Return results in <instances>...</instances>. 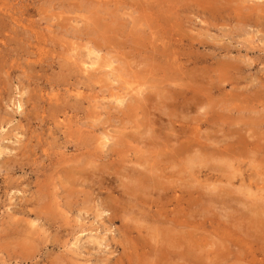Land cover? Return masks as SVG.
<instances>
[{"label":"rangeland","instance_id":"obj_1","mask_svg":"<svg viewBox=\"0 0 264 264\" xmlns=\"http://www.w3.org/2000/svg\"><path fill=\"white\" fill-rule=\"evenodd\" d=\"M169 1L0 0V264H148L161 255L168 260L165 264H264V0H173L172 5ZM199 91L207 102L184 112L190 96ZM143 98L150 100L146 103ZM210 108L234 111L231 117L226 114L198 127ZM183 123L187 128H181ZM225 123H234L239 129L235 137L245 138L236 149L239 152L232 150L227 159L186 162L197 149L179 154L174 150L177 142L185 144L187 136L204 143L211 136L208 143L214 140L224 146L231 137ZM176 131L182 137L176 138ZM133 170L141 177L132 175ZM145 175L155 177L156 190L146 185ZM130 180L136 181L129 183L131 187L126 184ZM134 185L141 188L132 191ZM141 192L147 199L141 197L142 201ZM213 193L223 202L228 200L226 208L230 209V202L232 209L237 208L225 210L224 204L221 208L223 202L217 203ZM146 194L161 199H148ZM206 195H212L220 209L213 205V210L212 199L204 200ZM136 206L141 207V216ZM165 236L174 240L171 248L165 246L170 252L162 248ZM164 257L151 264H162Z\"/></svg>","mask_w":264,"mask_h":264},{"label":"bare ground","instance_id":"obj_2","mask_svg":"<svg viewBox=\"0 0 264 264\" xmlns=\"http://www.w3.org/2000/svg\"><path fill=\"white\" fill-rule=\"evenodd\" d=\"M171 1H173V0H171ZM171 1H169L170 4H171ZM204 1H205V0H204ZM177 2H178V1H177ZM173 3H174V2H173ZM197 3H198V2H197ZM96 5H97V4H96ZM171 5H172V4H171ZM206 5H207V4H206ZM77 6H78V5H77ZM174 7H175V6H174ZM206 7H207V6H206ZM198 8H199V7H198ZM173 9H174V8H173ZM165 10H166V9H165ZM258 11H259V10H258ZM258 11H257V12H258ZM143 12H144V11H143ZM148 14H149V12H148ZM150 14H151V12H150ZM144 15H145V14H144ZM148 16H150V15H148ZM152 16H153V15H152ZM152 16H150V17H152ZM99 17H100V16H99ZM92 19H93V18H92ZM148 19H150V18H148ZM143 20H144V19H143ZM165 20H166V19H165ZM146 21H149V20H146ZM154 22H155V21H153V23H154ZM157 22H158V21L155 22L156 25H157ZM145 23H146V22H145ZM147 23H149V22H147ZM153 23H152L153 27L156 28V27L154 26ZM98 25H99V24H98ZM143 25H145V24H143ZM148 25H149V24H148ZM148 25H147V26H148ZM158 26H160V25H158ZM158 26H157V27H158ZM97 27H98V26H97ZM97 30H98V29H97ZM103 30H104V29H103ZM110 30H111V29H109V32H110ZM105 31H106V30H105ZM107 31H108V30H107ZM101 33H102V32H101ZM152 33H153V32H152ZM102 34H103V33H102ZM153 34H154V33H153ZM157 34H158V33H157ZM167 35H168V34H167ZM99 37H100V36H99ZM100 39H102V37H100ZM108 39H109V38H108ZM140 39H141V38H140ZM102 40H103V39H102ZM106 40H107V39H106ZM159 40H160V39H159ZM161 40H162V39H161ZM92 42H93V41H92ZM96 42H97V41H96ZM103 42H104V41H103ZM105 42H106V41H105ZM109 42H110V41H109ZM132 42H133V41H132ZM101 43H102V42H101ZM164 43H165V42H164ZM95 44H96V43H95ZM98 45H99V44H98ZM102 45L105 46L106 44H102ZM95 46H96V45H95ZM106 46H107V45H106ZM153 47H154V46H153ZM160 47H161V46H160ZM100 48H102V47H100ZM98 49H99V48H98ZM102 49H103V48H102ZM105 49H106V48H105ZM107 50H108V49H107ZM157 50H158V49H157ZM99 51H100V49H99ZM158 52H159V51H158ZM112 53H113V52H112ZM118 56H119V55H118ZM129 56H130V55H129ZM94 58H95V57H94ZM101 60H102V58H101ZM87 61H88V60H87ZM96 62H97V61H96ZM107 62H109V61H107ZM116 62H117V61H116ZM82 63H83V62H82ZM85 63H86V62H85ZM102 63H103V62H102ZM95 64H96V63H95ZM104 65H108V64L105 63ZM93 66H94V65H93ZM99 66H100V65H99ZM135 66H136V65H135ZM61 68H62V67H61ZM87 68H88V67H87ZM100 68H101V67H100ZM164 68H165V67H164ZM62 69H63V68H62ZM87 70H88V69H87ZM87 70H86V71H87ZM164 70L166 71V69H164ZM88 71H89V70H88ZM88 71H87V72H88ZM94 71H95V70H94ZM118 71H119V70H118ZM100 72H101V71H100ZM114 72H115V70H114ZM167 74H169V73H167ZM169 75H171V74H169ZM90 76L95 77L96 74H95V76H93V75H90ZM172 76H173V75H172ZM175 76H176V74H175ZM67 77H68V76H67ZM89 78L91 79V77H89ZM98 79H99V78H98ZM157 79H158V78H157ZM162 79H163V80L165 79V81H166V78L162 77ZM213 79H214V78H213ZM135 81H136V80H135ZM138 81H139V80H138ZM101 82H102V81H101ZM142 82H143V81H142ZM161 82H162V81H161ZM216 83H217V82H216ZM56 84H57V83H56ZM179 85H180V84H179ZM198 85H199V84H198ZM214 85H215V84H214ZM216 85H217V84H216ZM218 85H219V84H218ZM162 86H163V85H162ZM182 86H183V85H182ZM171 87H172V86H171ZM215 87H216V86H215ZM215 87H214V88H215ZM139 88H141V87H139ZM184 88H185V87H184ZM192 88H193V87H192ZM197 88H198V87H197ZM218 88H219V87H218ZM134 90H135V89H134ZM167 90H168V89H167ZM195 90H196V88H195ZM215 90H216V89H215ZM215 90H214V91L212 90V91L214 92V94H215ZM219 90H220V89H219ZM139 91H140V89L138 90V93H139ZM142 91H143V90H142ZM205 91H206V90H205ZM208 91H210V90H208ZM208 91H207V92H208ZM178 93H179V91H178ZM178 93H177V96L179 95ZM196 93H197V94H195L193 97L189 95V96H190V100H189V101L186 103V105L184 106V110H186V111H184V110L182 109L184 112H187V110L190 111V109H192V108L195 109V107L197 108V106H198L203 100L205 101V99H204V95H202L200 91H199V92H196ZM210 93H211V92H210ZM168 94H169V93H168ZM188 94H189V93H188L187 90H183V95H187V96H188ZM211 94H212V93H211ZM170 95H171V94H170ZM181 95H182V93H181ZM206 95H207V94H206ZM168 96H169V95H168ZM168 96H166V97H168ZM207 96H208V95H207ZM211 96H212V95H211ZM178 97H180V96H178ZM182 97H183V96H182ZM185 97H186V96H185ZM191 97H192V98H191ZM234 97H235V96H234ZM117 98H120V97H117ZM128 98H129V97H128ZM145 98H146V97H145ZM149 98H150V97H149ZM149 98H148L147 101L150 100ZM168 98H170L169 101L172 103L173 101H171V99H172L171 96L168 97ZM209 98H211L210 95H209ZM209 98H208V99H209ZM143 99H144V98H143ZM143 99H142V100H143ZM144 100L146 101V99H144ZM144 100H143V102H144ZM163 100H164V99H163ZM163 100H162V101H163ZM166 100H167V99H165V101H166ZM213 100H214V99H212V101H213ZM229 100H230V99H229ZM120 101H121V100H120ZM138 101H139V100H138ZM147 101H146V103H147ZM165 101H163V102L165 103V105H166V103L168 104L169 101H167V102H165ZM175 101H176V100H175ZM204 101H203V102H204ZM212 101H210V102H211L210 105H211L212 103L214 104V102H212ZM232 101H233V100H232ZM131 102H132V101H131ZM141 102H142V101H141ZM143 102H142V103H143ZM170 102H169V103H170ZM180 102H181V100H180ZM180 102H178V105H179ZM182 102H184V100H183ZM205 102H207V101H205ZM205 102H204V103H205ZM208 102H209V101H208ZM81 103H82V102H81ZM142 103H141V104H142ZM148 103H149V102H148ZM158 103H159V102H158ZM164 103H163V105H164ZM171 103H170V104H171ZM173 103H174V102H173ZM26 104H27V103H26ZM76 104H77V103H76ZM78 104H79V103H78ZM159 104H160V103H159ZM70 105H71V104H70ZM72 105H73V104H72ZM72 105H71V106H72ZM146 105H148V104H146ZM160 105H162V103H161ZM163 105H162V106H163ZM180 105H182V104H180ZM180 105H179V106H180ZM206 105H207V103H206ZM71 106H70V107H71ZM77 106H78V105H77ZM79 106H80V105H79ZM79 106H78V107H79ZM141 106H142V105H141ZM162 106H161V108H162ZM175 106H177V105L175 104ZM179 106H177V107H179ZM201 106H202V105H201ZM203 106H204V105H203ZM211 106H212V105H211ZM211 106H210V107H211ZM18 107H19V105H18ZM73 107H74V106H73ZM73 107H72V108H73ZM157 107H158V106H157ZM167 107L169 108L170 105L168 104ZM172 107H174V106L172 105ZM172 107H171V108H172ZM182 107H183V106H182ZM182 107L180 106L179 108H182ZM204 107H205V106H204ZM217 107H218V106H217ZM217 107H216V108H217ZM58 108H59V107H58ZM80 108H81V107H80ZM137 108H138V107H137ZM143 108H144V111H145V106H144ZM159 108H160V107H159ZM171 108H170V109H171ZM206 108L209 109V107H206ZM206 108H204V111H205ZM211 108H212V107H211ZM211 108H210V110H209L210 112L206 110L207 112L204 114V115L206 116L205 118H202L201 120L199 119L200 122L198 121V122H199L198 125H197L198 127L201 128V126H205V125H207V124L212 123V121L215 120L217 117H223V118H226V117H227V116H225L226 114H227L228 116L230 115V117H231V116H232L231 112H232V110L234 111V109L231 108V109H232V110H231V109L228 108L227 110L224 109L225 112L223 111L224 113H222V112H220L219 110H218L219 112H218L217 110H212V111H211ZM216 108H215V109H216ZM56 109H57V108H56ZM146 109H148V111H149V108H146ZM155 109H156V108H155ZM162 109H163V108H162ZM162 109H159V110L161 111ZM164 109L166 110V108H164ZM193 109H192V110H193ZM213 109H214V107H213ZM142 110H143V109H142ZM156 110H157V109H156ZM167 110H168V109H167ZM175 110H176V109H175ZM195 110H196V109H195ZM171 111H172V110H171ZM180 111H181V110H180ZM33 112H34V111H33ZM59 112H61V111H59ZM79 112H80V110H79ZM156 112H157V111H156ZM168 112H169V110H168ZM168 112H167V113H168ZM192 112H193V111H192ZM77 113H78V112H77ZM157 113H158V112H157ZM163 113H164V111H163ZM173 113H174V111H173ZM123 114H124V112H123ZM149 114H150V113H149ZM174 114L176 115V113H174ZM150 115H151V114H150ZM168 115H169V114H168ZM170 115H172V114H170ZM175 115H174V116H175ZM178 115H179V114H178ZM184 115H185V114H184ZM176 116H177V115H176ZM181 116H183V115L181 114ZM169 117H170V116H169ZM159 118H160V117H159ZM173 118H175V117H173ZM181 118H182V117H181ZM184 118H185V117H184ZM170 119H172V117H171ZM182 119H183V118H182ZM221 119H222V118H221ZM221 119H218V120H221ZM156 120H157V119H156ZM183 120H184V119H183ZM152 121H154V120H152ZM180 121H181V120H180ZM166 122H167V121H166ZM169 122H170V121H169ZM174 122L176 123L177 121L175 120ZM216 122H217V121H216ZM224 122H225V121H224ZM178 123H179V122H178ZM103 124H104V123H103ZM150 124H151V123H150ZM153 124H156V123L153 122ZM163 124H166V123H163ZM225 124L227 125V129H229V131H228V130H227V131L229 132V134L231 135V137H230V141L225 142V145H224V146L220 145V144H221L220 142H218V141H214V140H213V143H208V139H209L211 136H210V137L208 136V137H209L208 139H207V137H206L207 141H206V143H204V142H202L203 140L200 141V139L196 137V134H197V133H196L195 136H194V133L192 132V133H193V137H196V138H191L190 136L185 137V140H184V141H185V144H184V145H180V144L177 142L176 145H179V146H178L177 148H174V150L177 152V154H179V153H181V152H187V151L189 152V151H191V150H192V152H193V150L197 149V152L194 151V152H195L194 155L192 154V156L187 157V158H188L187 161H186V157H184L186 162H189V161H196V160H197L196 162H198V161H201V162H202V161H205V160H211V161H219V160H222L223 157L225 158V155H226V154H227V156H228L229 152H231L232 150H233L234 152H235V151L237 152L238 150H236V149H239V148H240L239 145H241V144L243 145V142H244V139H245V138L243 137V140L241 141V138H242L241 136H239V137H241V138H236V137H235L236 135H238V131H239V129L234 128V125H235L234 123H233L234 125H233L232 123H231V124H230V123H225ZM168 125H169V124H168ZM172 125H173V124H171V127H172ZM211 125H212V124H211ZM163 126H164V125H163ZM187 126H188V125L185 124V123L181 124V128L183 127V129L187 128ZM195 126H196V125H195ZM197 126H196V127H197ZM235 126H236V125H235ZM168 127H170V126H168ZM171 127H170V128H171ZM153 128H156V127L153 126ZM164 128H165V127H164ZM170 128H169V129H170ZM71 129H72V128H71ZM175 129H176V128H175ZM188 129H189V128H188ZM105 130H106V129H105ZM156 130H157V129H156ZM165 131H166V130H165ZM165 131H164V132H165ZM167 131H170V130H167ZM171 131H172V130H171ZM187 131H188V130H187ZM201 131H202V130H201ZM206 131H207V129H206ZM72 132H73V131H72ZM89 132H90V131H89ZM158 132H159V131H158ZM184 132H186V130L183 131V133H184ZM76 133H77V132H76ZM145 133H146V132H145ZM147 133H148V132H147ZM165 133H166V132H165ZM165 133H163V135H165ZM173 133H174V132H173ZM167 134H169V133H166V135H167ZM176 134H177V135H176V138H177V136L180 135V132H179V135H178V133H177V131H176ZM201 134H202V133H201ZM201 134H200V135H201ZM88 135H89V134H88ZM90 135H91V134H90ZM90 135H89V136H90ZM141 135H142V134H141ZM143 135H144V134H143ZM170 135H172V134H170ZM186 135H187V134H186ZM188 135H189V134H188ZM202 135H203V134H202ZM202 135H201V136H202ZM242 135H243V134H242ZM108 136H109V135H108ZM173 136H174V139H175V135H173ZM183 136H184V135H183ZM197 136H198V135H197ZM201 136H199V137H201ZM244 136H245V135H244ZM248 136H249V135H248ZM70 137H71V135H70ZM84 137H85V136H84ZM168 137L171 139L170 136H168ZM179 137H182V134H181ZM204 137H205V136H204ZM221 137H222V136H221ZM221 137H220V138H221ZM249 137H250V136H249ZM78 138H79V137H78ZM78 138H77V139H78ZM87 138H88V137H87ZM144 138H146V137H144ZM147 138H148L147 140H149V137H147ZM152 138H156V136L154 137V136L152 135ZM166 138H167V137H166ZM217 138H218V137H217ZM182 139H184V138H182ZM202 139H203V137H202ZM210 139H211V138H210ZM218 139H219V138H218ZM85 140H86V139H85ZM158 140H159V139H158ZM163 140H165V139H163ZM175 140H176V139H175ZM175 140H174V141H175ZM180 140H181V138H180ZM246 140L248 141L247 138H246ZM252 140H253V139H252ZM260 140H262V139H260ZM152 141H153V140H152ZM168 141H169V140H168ZM170 141H171V140H170ZM176 141H177V140H176ZM176 141H175V142H176ZM222 141H223L222 144H224V141H225V140H224L223 138H222ZM255 141H257V140H255ZM73 142H74V141H73ZM73 142H72V143H73ZM81 142H82V141H81ZM85 142H86V141H85ZM142 142H143V141H142ZM154 142H155V141H154ZM164 142H165V141H164ZM175 142H174V143L171 142V143H172L171 145L175 144ZM179 142H180V141H179ZM210 142H212V139L210 140ZM214 142H215V144H214ZM241 142H242V143H241ZM69 143H70V142H69ZM79 143H80V140H79ZM180 143H181V142H180ZM244 143H245V142H244ZM75 144H78V142L75 143ZM86 144H87V143H86ZM147 144H149V143H146L145 145H147ZM150 144H151V142H150ZM150 144H149V145H150ZM181 144H182V143H181ZM82 145H83V143H82ZM82 145H81V146H82ZM149 145H147V148H148ZM154 145H155V144H154ZM161 145L164 146L163 144H161ZM168 145H170V143H169ZM176 145H175V146H176ZM247 145H248V146H251L252 144H251V142L249 141V142H247ZM258 145H259V144H258ZM260 145H261V143H260ZM72 146H73V145H72ZM77 146H78V145H77ZM113 146H114V145H113ZM150 146H151V145H150ZM150 146H149V147H150ZM157 146H158V145H157ZM73 147H75V145H74ZM84 147H85V145H84ZM155 147H156V146H155ZM173 147H174V145H173ZM238 147H239V148H238ZM241 147H242V146H241ZM257 147H258V146H257ZM261 147H262V146H261ZM79 148H80V147H79ZM153 149H154V148H153ZM157 149H158V148H157ZM159 149H160V148H159ZM166 149H167V148H166ZM234 149H235V150H234ZM241 149H242V148H241ZM85 150H87V148H85ZM161 150H162V149H161ZM164 150H165V148H164ZM170 150H171V149H170ZM172 150H173V149H172ZM152 151H153V150H152ZM166 151H167V150H166ZM175 151H174V152H175ZM258 151H259V150H258ZM238 152H239V151H238ZM256 152H257V151H256ZM156 153H158V151H157V152L155 151V155H156ZM167 153L169 154L168 156H170V153H169V152H167ZM189 153H190V152H189ZM150 154H151V153H150ZM153 154H154V153H153ZM158 154H160V153H158ZM162 154H164V153H162ZM162 154H161V155H162ZM88 155H90V154H88ZM174 155H175V154H174ZM183 155H184V154H183ZM186 155H187V153H186ZM144 156H145V155H144ZM151 156H153V155H151ZM156 156H157V155H156ZM163 156H164V155H163ZM163 156H162V157H163ZM166 156H167V155H166ZM168 156H167V157H168ZM175 156H176V155H175ZM175 156H173V157H175ZM179 156H180V155H179ZM87 157H88V156H87ZM103 157H104V156H103ZM136 157H137V156H136ZM173 157H171V158H173ZM181 157H183V156H181ZM230 158H231V157H230ZM236 158H237V157H236ZM96 159H97V158H96ZM148 159H149V157H148ZM175 159H176V157H175ZM181 159H182V158H181ZM181 159L179 158V160H181ZM225 159H227V158H225ZM233 159H234V158H233ZM22 160H23V159H22ZM75 160H76V159H75ZM150 160H151V159H150ZM165 160H166V158H165ZM171 160H172V159H171ZM223 160H224V159H223ZM228 160H229V158H228ZM87 161H88V160H87ZM142 161H143V160H142ZM145 161H146V160H145ZM169 161H170V160H169ZM183 161H184V159H182L181 162L183 163ZM77 162H78V161L76 160V163H77ZM136 162L138 163V161H136ZM156 162H157V160H156ZM160 162H161V161H160ZM167 162H168V161H167ZM175 162H176V160H175ZM175 162H174V163H175ZM201 162H200V165H201ZM205 162H206V161H205ZM219 162H220V161H219ZM232 162H233V161H232ZM140 163H141V162H140ZM145 163H146V162H145ZM158 163H159V162H158ZM182 163H178V164L180 165V164H182ZM192 163H193V164H192L191 166H193L195 162H192ZM217 163H218V162H217ZM224 163H225V162H224ZM77 164H78V163H77ZM146 164H147V165L149 164V166H150V163H146ZM160 164H162V163H160ZM163 164H164V163H163ZM163 164H162V165H163ZM167 164H168V163H167ZM171 164H173V163H171ZM184 164H185V163H184ZM189 164H190V163H189ZM208 164H209V163H208ZM208 164H207V167L209 168ZM225 164H227V163H225ZM231 164H232V163H231ZM141 165H142V164H141ZM156 165H158V164H156ZM185 165H186V166H185L184 168H187V167L189 166L187 163H186ZM187 165H188V166H187ZM197 165L199 166V163H198ZM202 165L205 166V164H202ZM145 166H146V165H145ZM153 166H154V165H153ZM164 166H165V165H164ZM172 166H176V164H174V165H172ZM172 166H171V167H172ZM180 166H183V165H180ZM195 166H196V165H195ZM195 166H194V167H195ZM204 166H202V168H203ZM207 167H206V168H207ZM143 168H144V166H143ZM143 168H142V169H143ZM145 168H148V167H145ZM150 168H151V166H150ZM164 168H165V167H164ZM174 168H175V169H178L179 167L177 166V167H174ZM180 168H181V167H180ZM196 168H197V167H196ZM196 168H195V169H196ZM199 168H201V167H199ZM125 169H126V168H125ZM131 169H132V168H131ZM135 169H136V168H135ZM138 169H140V168H138ZM138 169H137V170H138ZM151 169H152V168H151ZM167 169H168V168H167ZM181 169H182V168H181ZM189 169H191L190 166H189ZM189 169H187V170H189ZM203 169H204V168H203ZM203 169H202V171H203ZM209 169H210V168H209ZM137 170H136V172L133 170L134 173H132V175L135 174V173L138 174V173H137ZM143 170H144V169H143ZM149 170H150V169H149ZM154 170H157V169H154ZM171 170H172V172L175 171V170H173V169H171ZM193 170H194V168H193ZM198 170H199V169H198ZM100 171H101V170H100ZM130 171H131V170H130ZM130 171H129V172H130ZM169 171H170V170H169ZM140 172H141V171H140ZM155 172H156V171H155ZM155 172H154V173H155ZM182 172H183V170H182ZM185 172H186V171H185ZM199 172H200V171H199ZM199 172H198V173H199ZM61 173H62V172H61ZM101 173H102V172H101ZM105 173H106V172H105ZM107 173H108V172H107ZM107 173H106V174H107ZM152 173H153V172H152ZM159 173H160V171H159ZM159 173H158V174H159ZM173 173H174V172H173ZM186 173H187V172H186ZM188 173L190 174L189 171H188ZM191 173H192V172H191ZM195 173H196V171H195ZM236 173H237V172H236ZM238 173H239V172H238ZM63 174H64V173H63ZM98 174H100V173H98ZM102 174H103V173H102ZM102 174H101V175H102ZM128 174H129V173H128ZM130 174H131V172H130ZM136 174H135L134 176H136ZM139 174H140V173H139ZM139 174H138L137 177H141V176H139ZM145 174L148 175V174L146 173V169H145ZM160 174H161V173H160ZM200 174H201V173H200ZM88 175H89V174H88ZM96 175H97V174H96ZM142 175H144V173H142ZM146 175H145V176H146ZM162 175H163V173H162ZM170 175H171V174H170ZM170 175H169V176H170ZM174 175H176V174L174 173ZM177 175L179 176V174H177ZM177 175H176V176H177ZM183 175H184V172H183ZM185 175H186V174H185ZM104 176H105V175H104ZM117 176H118V175H117ZM151 176H152V175H151ZM151 176H150V177H147V176H146V177H147V182H148L146 185L148 186V184H149L150 187H153V188L155 187L154 189L156 190V184H157V183L154 184V182H156V181H154V178H155V177L153 178V177H151ZM155 176H156V175H155ZM163 176H164V175H163ZM180 176H182V175H180ZM180 176H179V177H180ZM82 177H83V176H82ZM100 177H101V176H100ZM129 177H131V176H128V178H129ZM143 177H144V176H143ZM159 177H160V176H159ZM179 177H178V178H179ZM183 177H184V176H183ZM183 177H181V178L183 179ZM229 177H230V176H229ZM229 177H228V178H229ZM233 177H234V176H233ZM101 178L103 179V177H101ZM104 178H106V177H104ZM128 178H127V179H128ZM131 178H134V177H131ZM131 178H129V179H131ZM135 178H136V177H135ZM185 178H186V177H185ZM190 178H191V177H190ZM85 179H86V178H85ZM91 179H92V178H91ZM102 179H101V180H102ZM157 179H158V178H157ZM159 179H160V178H159ZM187 179H188V178H187ZM104 180H105V179H104ZM145 180H146V179H145ZM160 180H161V179H160ZM163 180H164V178H163ZM172 180H175V179H172ZM176 180H177V179H176ZM138 181H140V180H138ZM157 181H158V180H157ZM161 181H162V180H161ZM161 181H160V182H161ZM165 181H166V180H165ZM180 181H181V180H180ZM184 181H185V180H184ZM189 181H190V180H189ZM191 181H192V180H191ZM191 181H190V183H191ZM197 181H198V180H197ZM98 182H99V181H98ZM98 182H97V183H98ZM130 182H131V180H130L129 182H126V184L128 183L127 186H130V184H129ZM133 182L136 183V181H134V180H133ZM133 182H131V186H132V183H133ZM166 182H167V181H166ZM166 182H163V183L166 184ZM178 182H179V181H178ZM185 182H186V181H185ZM193 182H194V180H193ZM82 183H83V182H82ZM137 183H138V182H137ZM139 183H141V182H139ZM139 183H138V184H139ZM142 183H145V182L142 181ZM142 183H141L140 186H142ZM158 183H159V182H158ZM163 183H162V184H163ZM188 183H189V182L184 183V184L186 185V184H188ZM98 184H99V183H98ZM133 184H134V183H133ZM167 184H168V183H167ZM167 184H166V185H167ZM181 184H183V183H181ZM184 184H183V185H184ZM193 184H194V183H192V185H193ZM99 185H100V184H99ZM124 185H125V184H124ZM143 185H144V184H143ZM151 185H152V186H151ZM190 185H191V184H190ZM195 185H196V184H195ZM208 185H209V184H208ZM208 185L205 184L204 187H205V186H208ZM215 185H216V184H215ZM219 185H220V184H219ZM102 186H103V185H102ZM102 186H101V187H102ZM131 186H130V187H131ZM140 186H137V185H136V187H138L139 189L141 188ZM147 186H146V187L144 186L145 188L142 187V189H143V188H144V189H147ZM163 186H165V185L163 184ZM193 186H194V185H193ZM193 186H190V187H193ZM201 186H202V185H201ZM209 186H211V185H209ZM212 186L215 187V190L218 188V187H216V186H214V185H212ZM93 187H94V186H93ZM101 187H100V188H101ZM119 187H120V186H119ZM122 187L125 188L124 186H122ZM122 187H121V188H122ZM130 187H129V188H130ZM136 187H135V185H134V187L132 188L133 190H132V189H131V190L136 192V190H134V189H136ZM167 187H168V186H167ZM187 187H188V186H187ZM228 187H230V185H229ZM100 188H99V189H100ZM103 188H104V187H103ZM126 188L128 189V187H126ZM153 188H150V189H152V192H153ZM161 188H162V187H161ZM171 188H172V187H171ZM177 188H178V185H177ZM179 188H180V187H179ZM182 188H183V187H182ZM193 188H196V187H193ZM207 188H208V189H207ZM99 189H98V190H99ZM142 189H141V191H142ZM144 189H143V192H144ZM150 189H149V187H148L147 190H150ZM169 189H170V188H169ZM169 189H168V190H169ZM198 189H199V188H198ZM209 189L211 190V187H206L205 190H209ZM213 189H214V188H213ZM93 190H94V189H93ZM116 190H117V187H116ZM128 190H130V189H128ZM137 190H138V189H137ZM155 190H154L153 193H154V194L157 193V194L159 195V194H160V193H159L160 191H159V192H156ZM172 190H173V189H172ZM175 190H177V189H175ZM190 190H191V188H190ZM215 190H213V192H214ZM229 190H230V189H229ZM251 190H252V189H251ZM251 190H250L249 192L252 193ZM138 191H139V190H138ZM163 191H164V190H163ZM184 191H185V190H184ZM184 191H183V192H184ZM186 191H187V190H186ZM199 191H200V190H199ZM216 191H217V190H216ZM231 191H232V190H231ZM126 192H128V191H126ZM183 192H182V193H183ZM191 192H194V191H191ZM202 192H203V191H202ZM206 192H207V191H206ZM206 192H204V193H206ZM118 193H119V192H118ZM121 193H124V191H122ZM121 193H120V194H121ZM128 193H129V192H128ZM130 193H131V192H130ZM139 193H140V192H139ZM144 193H147V192L145 191ZM144 193L141 192V194H140L141 196L139 195V197H140V198H141V197H143V198L145 197L144 199H147V197L145 196ZM165 193H166V190H165L164 194H165ZM173 193H174V192H173ZM179 193H180V192H179ZM194 193H195V192H194ZM196 193L198 194V192H196ZM209 193H210V192H209ZM215 193H216V192H215ZM227 193H228V192H227ZM229 193H230V192H229ZM229 193H228V195H225V196H226V197H227V196L230 197V194H229ZM232 193H233V192H232ZM245 193H246V192H245ZM251 193H249V196H251V195L253 194V193H252V194H251ZM120 194H119V195H120ZM131 194H132V193H131ZM133 194H134V193H133ZM147 194H148V193H147ZM147 194H146V195H147ZM150 194H151V193H150ZM161 194H163V193H161ZM161 194H160L159 196H160V197H163L162 200H163L164 198H166V197H164L165 195H164V196H163V195L161 196ZM188 194H189V193H188ZM190 194H191V193H190ZM222 194H223V193H222ZM137 195H138V193H137ZM148 195H149V194H148ZM148 195H147V196H148ZM155 195H156V194H155ZM155 195H154V196H155ZM158 195H157V197H158ZM193 195H194V194H193ZM213 195H214V193H213ZM220 195H221V194H220ZM233 195H234V194H233ZM123 196H126V195H123ZM151 196H152V194H151ZM166 196H168V195H166ZM172 196H173V195H172ZM207 196H208V195L205 196V199H204V200H207L208 198L212 199V205H211L210 203H209V204L211 205V208H212V209H213V207H216L215 209H217V206H218L219 204H217V206H215V205H216V202L214 201L213 196H212V195H211V197H210V195H209L208 197H207ZM217 196H218V194H217ZM221 196L223 197V195H221ZM137 197H138V196H137ZM139 197H138V199H139ZM157 197L155 196L156 201H157L158 198L161 199L160 197H158V198H157ZM199 197H200V196H199ZM201 197H202V196H201ZM201 197H200V198H201ZM203 197H204V196H203ZM214 197H215V195H214ZM219 197H220V196H219ZM219 197H215V199L217 198V203L221 202L222 199H223V198H221V197L219 198ZM125 198H126V197H125ZM128 198H129V197H127V199H128ZM143 198H141L142 201L144 200ZM155 198H152V197L149 198V196H148V199H152V200H153V199H155ZM168 198H169V196H168ZM206 198H207V199H206ZM218 198H219L220 201H218ZM261 198H262V197H261ZM110 199H111V198H110ZM127 199H126V200H127ZM130 199H131V198H130ZM136 199H137V198H136ZM138 199H137V200H138ZM159 199H158V200H159ZM210 199H208V200L210 201ZM232 199L235 200L234 198H232ZM112 200H113V199H112ZM131 200H132V199H131ZM139 200H140V199H139ZM183 200H184V199H183ZM208 200H207L206 202H208ZM223 200H224V199H223ZM225 200H226V198H225ZM229 200H230V199H229ZM108 201H109V199H108ZM108 201H107V202H108ZM133 201H134V200H132V202H133ZM166 201H167V200H166ZM168 201H169V200H168ZM188 201H189V200H188ZM213 201H214L215 203H213ZM227 201H228V200H227ZM227 201H226V202H223V201H222L223 203H221L220 207L222 208V207H223L222 204H224V203L228 204L229 202H227ZM112 202H113V201H112ZM112 202H111V203H112ZM115 202H116V200H115ZM136 202H137V201H136ZM138 202L140 203V201H138ZM138 202H137V203H138ZM146 202L148 203V201H146ZM206 202H205V203H206ZM235 202H237V201H235ZM240 202H241V201H240ZM250 202H251V201H250ZM109 203H110V202H109ZM127 203H128V200H127ZM152 203H153V202H152ZM162 203H163V202H162ZM169 203H170V202H169ZM195 203H197V202H195ZM198 203H199V202H198ZM198 203H197V204H198ZM230 203H231V205L229 204L230 206H228V207H230V209H229V208H226L227 206L225 207L226 204H224V207H225V208H224V207H223V208H224L225 210H226V209L231 210V209H232L231 206H232L233 202H230ZM241 203H242V202H241ZM246 203H247V202H246ZM251 203H252V202H251ZM251 203H249V204L251 205ZM140 204H141V203H140ZM144 204H145V202H144ZM153 204H155V203H153ZM153 204H152V205H153ZM164 204H165V203H164ZM164 204H163V205H164ZM247 204H248V203H247ZM119 205H120V204H119ZM141 205H142V204H141ZM147 205L149 206V204H147ZM147 205H145V206L147 207ZM165 205H166V204H165ZM213 205H214V206H213ZM241 205H242V204H241ZM250 205H248V207H250ZM121 206H122V205H121ZM128 206H129V203H128ZM137 206H139V205H137ZM137 206H136V207H137ZM145 206H144V207H145ZM155 206H156V205H155ZM157 206H158V205H157ZM201 206H204V205H201ZM207 206H208V204H207ZM212 206H213V207H212ZM242 206H243V205H242ZM124 207H125V206H124ZM130 207H131V206H130ZM144 207H143V208H144ZM168 207H169V206H168ZM194 207H195V205H194ZM194 207H193V208H194ZM199 207H200V204L198 205V209H199ZM209 207H210V206H209ZM260 207H261V206H260ZM108 208H109V206H108ZM112 208H113V207H112ZM131 208H132V207H131ZM153 208H154V207H153ZM157 208H158V207H157ZM162 208H165V207L162 206ZM170 208H171V207H170ZM204 208H205V206L203 207V210H204ZM218 208H219V206H218ZM235 208H237V207L235 206L233 209H235ZM254 208H255V206H254ZM47 209H48V208H47ZM109 209H111V208H109ZM139 209H140V210H139ZM139 209H138V207H137V210H139V214H140V216H141V212H140V211H141V207H139ZM155 209H156V207H155ZM160 209H161V208H160ZM188 209H189V207H188ZM200 209H201V208H200ZM212 209H211V210H212ZM219 209H220V208H219ZM219 209H218V210H219ZM224 209H223V210L221 209V211H224ZM233 209H232V210H233ZM50 210H52V209H50ZM124 210H125V209H124ZM133 210H136V209H133ZM137 210H136V211H137ZM147 210H148V213H149V212H150V211H149V207L147 208ZM147 210H146V211H147ZM156 210H157V209H156ZM162 210H163V209H162ZM162 210H161V211H162ZM191 210H192V209H191ZM191 210H190V212H191ZM196 210H197V208H196ZM211 210H210V211H211ZM213 210H214V209H213ZM112 211H113V209H112ZM112 211H111V212H112ZM117 211H118V210H117ZM131 211H132V209H131ZM142 211H144V209H143ZM151 211H152V210H151ZM154 211H155V210H154ZM164 211H165V210H164ZM172 211H173V210H172ZM180 211H181V210H180ZM194 211H195V210H194ZM200 211H201V210H200ZM219 211H220V210H219ZM219 211H218V212H219ZM227 211H228V210H227ZM252 211H253V210H252ZM115 212H116V210H115ZM126 212H127V211H126ZM132 212H133V211H132ZM155 212L157 213V211H155ZM176 212H177V211H176ZM176 212H175V213H176ZM178 212H179V211H178ZM183 212H184V211H183ZM190 212H188V213H190ZM201 212H202V211H201ZM211 212H212V211H211ZM235 212H236V211H235ZM50 213H51V212H50ZM123 213H124V212H123ZM127 213H128V212H127ZM133 213H134V212H133ZM137 213H138V211H137ZM137 213H136V215H137ZM146 213H147V212H146ZM153 213H154V212H153ZM156 213H155V214H156ZM162 213H163V212H162ZM170 213H171V212H170ZM195 213H196V212H195ZM203 213H204V212H203ZM205 213H206V215H207V213L209 214V212H206V208H205ZM232 213H233V212H232ZM47 214H48V212H47ZM108 214H109V213H108ZM110 214H112V213H110ZM113 214H114V213H113ZM116 214H117V213H116ZM118 214H119V213H118ZM139 214H138V215H139ZM155 214H154V215H155ZM160 214H161V212H160ZM184 214H185V213H184ZM198 214H199V213H198ZM240 214H241V213H240ZM243 214H244V213H243ZM251 214H253V213L251 212ZM255 214H256V213H255ZM257 214H258V211H257ZM263 214H264V213H263ZM156 215H157V214H156ZM156 215H155V216H156ZM170 215H171V214H170ZM176 215H177V214H175V216H176ZM178 215H179V214H178ZM180 215H182V214H180ZM185 215H186V214H185ZM196 215H197V214H196ZM213 215H214V214H213ZM221 215H222V214H221ZM108 216H109V215H108ZM130 216H131V215H130ZM152 216H153V215H152ZM157 216H158V215H157ZM157 216H156V217H157ZM163 216H164V215H163ZM182 216H183V215H182ZM182 216H181V217H182ZM197 216H199V215H197ZM200 216H202V215H200ZM224 216H225V215H224ZM228 216H229V215H228ZM248 216H249V215H248ZM131 217H132V216H131ZM188 217H189V216H188ZM254 217L256 218L257 216L254 215ZM138 218H139V217H138ZM141 218H142V217H141ZM143 218H144V217H143ZM143 218H142V220H143ZM170 218H171V217H170ZM172 218H173V217H172ZM172 218H171L170 220H173V221H174V219H172ZM174 218H175V217H174ZM183 218H184V216H183ZM226 218H227V217H226ZM247 218H249V217H247ZM247 218H246V219H247ZM251 218H252V217H251ZM257 218H258V217H257ZM108 219H110V218H108ZM129 219H130V218H129ZM131 219H132V218H131ZM199 219H200V217H199ZM203 219H204V216H203ZM203 219H202V220H203ZM260 219H261V218H260ZM110 220H111V219H110ZM152 220H153V219H152ZM152 220H151V221H152ZM154 220H155V218H154ZM154 220H153V221H154ZM157 220H158V219H157ZM157 220H156V222H157ZM160 220H162V219L160 218ZM190 220H192V219H190ZM196 220H197V219H196ZM252 220H253V219H252ZM125 221H126V220H125ZM125 221H124V222H125ZM132 221H133V220H132ZM144 221L146 222V219H145ZM173 221H172V222H173ZM197 221H198V220H197ZM200 221H201V220H200ZM215 221H216V220H215ZM261 221H262V220H261ZM261 221H258V222H260L259 224H262V223H263V221H262V222H261ZM112 222H113V221H112ZM130 222H131V221H130ZM141 222H142V221H141ZM178 222H179V221H178ZM186 222H188V221H186ZM252 222H253V221H252ZM258 222H257V223H258ZM131 223H132V222H131ZM149 223H150V222H149ZM163 223H164V222H163ZM173 223H174V222H173ZM194 223H196V222H194ZM194 223H192V224H194ZM204 223H205V222H204ZM246 223H247V221H246ZM122 224H123V223H122ZM125 224H126V223H125ZM134 224H135V223H134ZM136 224L138 225V223H136ZM136 224H135V225H136ZM141 224L143 225V223H141ZM146 224H148V223L146 222ZM161 224H162V223H161ZM169 224H170V223H169ZM151 225H152V224H151ZM151 225H150V226H151ZM219 225H220V224H219ZM255 225H256V224H255ZM138 226H139V225H138ZM155 226H156V225H155ZM155 226H154V224H153L152 227H155ZM158 226H159V225H158ZM195 226H196V225H195ZM131 227H132V224H131ZM146 227H148V226H146ZM167 227H168V226H167ZM167 227H165V228H167ZM124 228H125V227H124ZM124 228H123V229H124ZM127 228H129V227H127ZM142 228H143V227H142ZM144 228H145V227H144ZM144 228H143V229H144ZM149 228H150V227H149ZM155 228H156V227H155ZM170 228H171V226H170ZM177 228H178V227H177ZM179 228H180V227H179ZM182 228H183V227H182ZM137 229H138V227H137ZM153 229H154V228H153ZM153 229H152V230H153ZM159 229H160V228H159ZM183 229H184V228H183ZM255 229H256V228H255ZM120 230H122V229H120ZM126 230H127V229H126ZM133 230H134V229H133ZM139 230H140V229H139ZM147 230H148V228H147ZM147 230H146V231H147ZM154 230H156V229H154ZM162 230H165V229L162 228ZM162 230H161V233H162ZM167 230H169V229H167ZM171 230H174V229H171ZM185 230H186V229H185ZM193 230H194V229H193ZM227 230H229V228H228ZM124 231H125V230H124ZM134 231H135V230H134ZM157 231H158V230H157ZM157 231H156V232H157ZM165 231H166V230H165ZM169 231H170V230H169ZM169 231H168V233H169ZM175 231H177V230H175ZM186 231H187V230H186ZM186 231H184L183 233H186ZM189 231H190V230H189ZM191 231H192V230H191ZM120 232H121V231H120ZM137 232H138V231H137ZM149 232H150V231H149ZM153 232H154V231H153ZM166 232H167V231H166ZM171 232H172V231H171ZM171 232H170V233H171ZM181 232H182V231H181ZM229 232H230V230H229ZM261 232H262V231H261ZM263 232H264V230H263ZM121 233H122V232H121ZM124 233H126V232H124ZM124 233H123V235H126V234H127V233H126V234H124ZM168 233H167V234H168ZM173 233H174V232H173ZM183 233H182V235H183ZM196 233H197V232H196ZM196 233H195V234H196ZM134 234H135V233H134ZM153 234L156 235L157 233H156V234L153 233ZM167 234H166V235H167ZM178 234H179V232H178ZM263 234H264V233H263ZM263 234H262V236H263ZM142 235H143V234H142ZM157 235H158V234H157ZM159 235H160V239H161V238H162V237H161L162 234H159ZM179 235H180V234H179ZM182 235H181V236H182ZM186 235H187V234H186ZM197 235H198V234H197ZM254 235H255V234H254ZM254 235H252V236H254ZM127 236H128V235H127ZM137 236H138V235H137ZM188 236H189V234H188ZM192 236H193V235H192ZM194 236H195V235H194ZM145 237H147V236H145ZM153 237H154V236H153ZM155 237H156V236H155ZM157 237H158V236H157ZM163 237H164V236H163ZM127 238H129V236L126 237V240H127ZM130 238H131V237H130ZM134 238H135V236H134ZM148 238L150 239V238H152V237H148ZM183 238H184V237H183ZM188 238H189V237H188ZM192 238H193V237H192ZM256 238H257V237H256ZM259 238H260V237H259ZM259 238H257V240H258ZM153 239H154V238H153ZM158 239H159V238H158ZM163 239H164V238H163ZM254 239H255V238H254ZM126 240H125V241H126ZM131 240H132V238H131ZM161 240H162V239H161ZM165 240L167 241V243L164 242V243H165V244H164V243L162 242V243H163L162 248L164 247L165 249H167V248H169L170 246L172 247L171 243H172L174 240L172 241L171 238H166V236H165ZM175 240H178V239L175 238ZM180 240H181V239H180ZM186 240H187V239H186ZM261 240H263V238H262ZM123 241H124V240H123ZM137 241H138V240H137ZM143 241H144V240H143ZM151 241H152V240H151ZM158 241H159V240H158ZM183 241H185V240H183ZM183 241H182V242H183ZM152 242H153V241H152ZM177 242H178V241H177ZM177 242H176V243H177ZM229 242H230V241H229ZM257 242H258V241H257ZM101 243H102V242H100V244H101ZM125 243H126V242H125ZM128 243H129V242H128ZM148 243L151 244L150 242H148ZM160 243H161V242H160ZM162 243H161L160 245H162ZM189 243H191V242H188V244H189ZM192 243H193V242H192ZM192 243H191V244H192ZM225 243H226V241H225ZM227 243H228V242H227ZM261 243H262V242H261ZM123 244H124V243H123ZM135 244H136V243H135ZM177 244H180V243H177ZM177 244H176V245H177ZM188 244H187V245H188ZM197 244H198V243H197ZM101 245H102V244H101ZM133 245H134V243H133ZM142 245H143V244H142ZM153 245H154V244H153ZM153 245H152V246H153ZM180 245H181V244H180ZM125 246H126V244H125ZM127 246H128V245H127ZM127 246H126V247H127ZM135 246H136V245H135ZM137 246H138V245H137ZM152 246H150V247H152ZM154 246H155V245H154ZM158 246H159V245H158ZM158 246H157V247H158ZM165 246H166L167 248H166ZM174 246H175V245H174ZM199 246H200V244H199ZM74 247H75V246H74ZM132 247H133V246H132ZM138 247H140V246H138ZM141 247H142V246H141ZM141 247H140V248H141ZM171 247H170V248H171ZM189 247H190V246H189ZM228 247H229V246H228ZM252 247H254L253 244H252ZM262 247H264V246H262ZM106 248H107V247H106ZM120 248H121V247H120ZM127 248H128V247H127ZM127 248H126V249H127ZM154 248H155V247H154ZM162 248H160V249H161V252H162ZM164 248H163V249H164ZM181 248H182V246H181ZM187 248H188V247H187ZM191 248H192V247H191ZM124 249H125V247H124ZM148 249H149V248H148ZM156 249H157V248H156ZM173 249L176 250V248H173ZM179 249H180V247H179ZM182 249H183V248H182ZM202 249H203V248H202ZM128 250H129V249H128ZM141 250H142V249H141ZM152 250H155V249H152ZM174 250H173V252H174ZM190 250H191V249H190ZM193 250H194V249H193ZM199 250H201V249H199ZM228 250H229V249H228ZM254 250H255V249H254ZM134 251H135V250H134ZM142 251H143V250H142ZM142 251H141V252H142ZM144 251H145V248H144ZM163 251L166 252V250H163ZM167 251H168V249H167ZM170 251H172V249L169 250L168 252H170ZM194 251H195V250H194ZM194 251H193V252H194ZM205 251H206V250H205ZM132 252H133V251H132ZM132 252H131V253H132ZM136 252H137V251H136ZM150 252L153 253L154 251H151V249H150ZM150 252H148L147 257H149V253H150ZM159 252H160V251H159ZM159 252H156V251H155L154 254H157V253H159ZM161 252H160V253H161ZM175 252H176V251H175ZM183 252H184V250H183ZM185 252H186V250H185ZM190 252H191V251H190ZM195 252H196V251H195ZM195 252H194V253H195ZM202 252H203V251H201V254H202ZM207 252H208V251H207ZM259 252H260V251H259ZM259 252H258V253H259ZM261 252H264V250L261 251ZM131 253H130V254H131ZM162 253H163V252H162ZM162 253H161V254H162ZM178 253H179V254L177 255V257H179V255H182V254H180V251H179V250H178ZM232 253H233V252H232ZM253 253H254V252H253ZM123 254H124V253H123ZM123 254H122V255H123ZM130 254H129V255H130ZM132 254H134V253H132ZM137 254H139V253H137ZM145 254H146V253H145ZM145 254H144V255H145ZM167 254H168V253H167ZM167 254H165V255H167ZM210 254H212V253H210ZM219 254H224V253H219ZM125 255H126V254H125ZM134 255H136V254H134ZM150 255H152V254H150ZM173 255H174V253H173ZM189 255H190V254L187 253V256H189ZM199 255H200V254H199ZM199 255H198V256H199ZM207 255H208V253H207ZM232 255H233V254H232ZM232 255L230 254V256H232ZM132 256H133V255H132ZM132 256H130L131 259L134 258V257H132ZM145 256H146V255H145ZM156 256H160V254H158V255H156ZM169 256H171V255H169ZM185 256H186V255H185ZM235 256H237V255H235ZM238 256H239V255H238ZM262 256H264V255H262ZM124 257H125V256H124ZM124 257H122V259H123ZM136 257H138V256H136ZM139 257H140V259H141V261H142L141 256H139ZM142 257L144 258L143 255H142ZM163 257H164V256H163ZM163 257H162V255H161L160 258H159V257H156V258H155V255H154V258H155L156 260H155V259H153V260H154V261H158L157 258H158V259H161V258H163ZM174 257H175V256H174ZM182 257H183V256H182ZM182 257H180V258H182ZM196 257H197V254H196ZM196 257H195V258H196ZM199 257H201V255H200ZM208 257H209V255H208ZM217 257H218V256H217ZM228 257H229V255H228ZM228 257H227V258H228ZM239 257H240V256H239ZM252 257H253V256H252ZM151 258H153V257H151ZM151 258H150V260H152ZM167 258H168V257H167ZM191 258H192V256H191ZM204 258H207V257H204ZM204 258H203V259H204ZM219 258H220V257H219ZM234 258H236V257H234ZM263 258H264V257H263ZM122 259H120V260H122ZM131 259H130V260H131ZM148 259H149V258H148ZM165 259H166V258L164 257V259H163L164 261L162 260V261H163L162 264H163V263L165 264ZM172 259H174V258H171V261H174V260H172ZM177 259H178V258H176V260H177ZM187 259H190V256H189V258H187ZM197 259H198V258H197ZM197 259H196V261H197V263H199L200 261H199V259H198V260H197ZM201 259H202V257H201ZM222 259H224V257H223ZM229 259H231V258L229 257ZM229 259H228V260H229ZM232 259H233V258H232ZM120 260H119V261H120ZM125 260H126V259H125ZM132 260H133V259H132ZM134 260H135V259H134ZM153 260H152L151 262L149 261L150 263H148V264L155 263ZM166 260H167V259H166ZM179 260H180V259H179ZM182 260L184 261L185 258H184V259L182 258L181 261H182ZM219 260H220V259H218V261H219ZM228 260H227V261H228ZM103 261H104V260H103ZM107 261H108V258H107ZM185 261H186V260H185ZM185 261H184V263H186ZM196 261H195V262H196ZM198 261H199V262H198ZM204 261H206V260H204ZM214 261H215V260H214ZM229 261H230V260H229ZM256 261H257V260H256ZM258 261H259V260H258ZM131 262H132V261H131ZM131 262H130V264H131ZM158 262H159V261H158ZM160 262H161V260H160ZM167 262H168V260H167ZM167 262H166V264H168ZM187 262H190V261L188 260ZM191 262H194V261L191 260ZM212 262H213V260H212ZM222 262H223V261H222ZM252 262H253V261H252ZM261 262H262V261H261ZM132 263H133V262H132ZM136 263H137V262H135V264H136ZM142 263H143V262H142ZM144 263H145V261H144ZM169 263H170V262H169ZM172 263H173V262H172ZM174 263H175V262H174ZM179 263H180V262H179ZM200 263L202 264V262H200ZM117 264H118V263H117ZM121 264H122V263H121ZM127 264H128V263H127ZM175 264H178V262H176ZM182 264H183V262H182ZM186 264H187V263H186ZM191 264H192V263H191ZM193 264H194V263H193ZM203 264H204V263H203ZM252 264H253V263H252ZM260 264H261V263H260Z\"/></svg>","mask_w":264,"mask_h":264}]
</instances>
